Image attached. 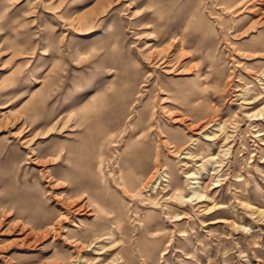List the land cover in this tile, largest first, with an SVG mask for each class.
Here are the masks:
<instances>
[{"label":"rangeland","instance_id":"374dc122","mask_svg":"<svg viewBox=\"0 0 264 264\" xmlns=\"http://www.w3.org/2000/svg\"><path fill=\"white\" fill-rule=\"evenodd\" d=\"M236 2L0 0V264H264V0Z\"/></svg>","mask_w":264,"mask_h":264},{"label":"bare ground","instance_id":"6f19581e","mask_svg":"<svg viewBox=\"0 0 264 264\" xmlns=\"http://www.w3.org/2000/svg\"><path fill=\"white\" fill-rule=\"evenodd\" d=\"M253 1V0H252ZM252 1H250V0H237V2L235 3V5L237 6L239 3H248V2H252ZM145 43H147L146 45H145V47H147V49H148V53L150 52H152V50H154L155 48H156V44L153 42V43H149V42H145ZM155 57H157V56H155ZM155 57H152V55H148L147 56V58H148V61L151 63V62H153V59H155L154 61L155 62H153V64L154 63H156L157 64V62H158V64H160V63H163V62H165V60H164V58H163V56L162 57H159V59H156ZM196 73H197V71L195 72V75H196ZM262 75H263V73H262ZM264 106V105H263ZM260 113V112H259ZM66 119H68L69 118V116L71 115V109L66 113ZM57 120V119H56ZM56 120H54L53 122H55ZM53 124V123H52ZM52 124H50L48 127H47V129H46V131H49L50 129H52L53 128V126H52ZM213 125H215L217 128H223V124H222V122L220 121V120H217V119H215V120H213V123H210V125L209 126H213ZM61 127V126H60ZM37 132V131H36ZM36 132H34V134L33 135H35L36 134ZM201 132H203V131H200V132H198L197 134L198 135H200L201 134ZM204 135L206 136V137H209V135L208 134H206V133H204ZM196 138H192V141L193 140H195ZM30 141H32L31 140V138H27V139H25L24 140V143H26L25 145H27V144H29L30 143ZM191 141V142H192ZM184 148V147H183ZM180 149H178V150H176V151H179ZM28 152H30L31 154H33V151H32V148L31 147H29V149H28ZM179 152H181V150L179 151ZM193 172H188V173H186V180H188L187 181V184H188V188H189V190H191L192 192L191 193H189V194H183V193H181V189L179 188V185H175V186H173V177L170 175V172H168L167 170H165V168H162L161 170H160V172H157L155 175H154V177L152 178V181H156L157 180V178L159 177H161V176H164V177H166V178H164V179H160V180H164L165 182L164 183H162L161 184V188H166V187H168V186H172V188L174 189V191L176 190L177 191V198H179V199H181L182 201L183 200H190V198L192 197V196H194V195H196L197 197H202V193H200L194 186H198V184H199V181L198 180H195V179H193V178H189V177H193ZM152 184V183H151ZM155 184V183H154ZM159 184H160V181H159ZM148 185V184H147ZM153 186V185H152ZM136 189V188H135ZM126 190H128V191H131L132 189H130V188H128V187H126ZM133 191V190H132ZM73 195H76V194H73ZM73 195H71V196H73ZM97 207L98 206H96V209H97ZM71 210L69 209V207H64V211L62 212H59V214L57 215V218L54 220V221H52V222H49V223H46L45 225H43L42 227H40V228H38L37 230L38 231H36V233L37 232H41L43 235H45L48 231H50V230H52V231H54L55 229H56V227H58V226H56V225H58V222H59V220H61L63 217H66L67 216V213L68 212H70ZM89 214H93V213H89ZM75 222H77L78 220L77 219H73ZM72 223V224H74V225H77V223ZM38 235V234H37ZM36 235V236H37ZM103 235H99V234H92V238L90 239V240H88V241H81L80 239H77V238H74V239H72L71 241H75V242H77V243H79L80 245H81V247H83V250H93V251H95L96 250V253H101V252H103L102 250H104V249H111V248H113V249H115L120 243V241L121 240H119V239H115L114 238V235H113V232L111 231V232H108V234L106 235V237H102ZM102 238H107L108 240H109V242H110V244L108 245V244H103V243H101L100 242V240L102 239ZM96 243H98L97 245H95ZM108 245V246H107ZM101 250V251H100ZM77 256V255H76ZM74 258V260H73V263H75L76 262V264H78V263H80V264H89V262H85V260L83 259V257L81 256V255H79V256H77L76 258H75V256L73 257ZM99 257H96V259L97 260H99L98 259ZM124 257L119 253V251H117L114 255H113V257L111 258V264H124V262H125V260L123 259ZM100 261V260H99ZM117 261H118V263H117ZM101 262V261H100ZM102 264H106V262L105 263H102ZM107 264H110V263H107Z\"/></svg>","mask_w":264,"mask_h":264}]
</instances>
